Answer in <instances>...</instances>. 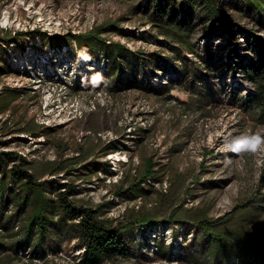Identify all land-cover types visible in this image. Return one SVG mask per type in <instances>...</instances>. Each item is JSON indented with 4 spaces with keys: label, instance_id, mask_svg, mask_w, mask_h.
Returning <instances> with one entry per match:
<instances>
[{
    "label": "rangeland",
    "instance_id": "obj_1",
    "mask_svg": "<svg viewBox=\"0 0 264 264\" xmlns=\"http://www.w3.org/2000/svg\"><path fill=\"white\" fill-rule=\"evenodd\" d=\"M158 2L166 12L193 13L188 36L160 32L149 20L146 0H0V36L31 30L67 36L112 22L108 41L152 55L144 63H126L135 79L125 70L119 80L106 81L109 69L101 62L90 65L89 73L85 67L72 73L67 47L56 56V61L63 58L61 66L50 63L48 47L33 50L30 39L22 52L17 44L3 47L0 64L5 62L9 72L0 74V92L15 90H9L13 95L0 111V151L25 156L47 195L58 198L56 183L60 189L71 187L68 197L100 217L149 214L165 220L193 208L206 211L222 229L264 233V205H255L264 204V149L240 155L221 151L229 133L264 136V121L244 105L252 86L239 67L241 58L252 56V43L244 30L235 33V48L226 33L205 38L211 24L207 10L230 16L262 39L264 27L243 0H204L208 8L200 0L190 7L184 0ZM81 71L87 73L81 75L84 81L71 87ZM168 84L169 91L162 90ZM146 157L157 162L161 180L142 183L134 197H117L113 184L122 177L131 181ZM134 226L136 249L103 264H205L196 250L186 255L180 234L174 239L168 227L141 233ZM189 231L195 233L194 227ZM49 240L41 255L28 248H0V264H81L73 235L57 228ZM160 240L162 250L154 245Z\"/></svg>",
    "mask_w": 264,
    "mask_h": 264
},
{
    "label": "trees",
    "instance_id": "obj_2",
    "mask_svg": "<svg viewBox=\"0 0 264 264\" xmlns=\"http://www.w3.org/2000/svg\"><path fill=\"white\" fill-rule=\"evenodd\" d=\"M184 1L190 7L198 0ZM200 1L202 6H205L204 0ZM243 4L246 10L257 14L255 21L260 27H264V0H243ZM146 6L151 10L149 20L160 32L169 31L188 36L192 31L194 16L189 9L180 14L166 12L158 0H146ZM205 7L208 8V5ZM207 12L211 24L206 25L205 38L226 33L228 42L233 44L234 48L236 45L233 40L238 31L244 30L250 38L252 49H248L253 52L252 56L241 58L239 62L244 77L252 86L246 93L244 105L252 108L254 116L264 121V39L255 32L241 29L233 18L220 11L208 8ZM203 18L200 13L198 21L201 22ZM113 26L112 22H106L84 32L68 31L67 36L36 30L14 31L12 35L0 36V61H4L3 47L9 46L10 43L17 44L21 48L19 52H22L25 49L23 43L30 39L33 50L42 52V49L48 47L60 51L62 47L68 46L75 60L79 59L87 65L101 62L109 69L106 81L119 80L125 70H129L130 77L135 79L133 66L126 63L132 60L144 63L152 55L130 50L117 41H108L106 35ZM190 50L194 51L192 48ZM6 72L9 70L4 62L0 64V74ZM77 75L71 83L73 88L83 81L80 75ZM162 86V90L169 91V84ZM9 90L15 89L7 88L0 92V111L13 95ZM237 98L241 97L237 95ZM156 167L157 162L152 157L144 158L141 164L136 166L131 181L126 182L122 177L113 184L116 187L115 195L121 198L134 197L142 190V183L160 181L162 176ZM56 170L57 168H53L50 174H54ZM40 176L36 175L34 167L22 154L14 150L0 151V248L14 252L28 248L41 255L50 241L51 231L61 228L76 238V243L81 249V264H103L108 260L125 259L136 249L133 241L136 225L141 233L157 227H168L174 239L180 234L183 240L180 245L182 251L191 255L196 250L195 253L205 260V264H264V233L256 234V229L251 232L236 227L222 229L217 223L208 220L206 211L193 208L183 209L178 215L171 213L165 220L151 218L149 214H133L125 220L104 218L100 217L95 209L75 204L67 195L71 187L60 189V184L56 183L58 198L47 195L45 183L39 179ZM128 191L131 194H128ZM255 195L247 200L251 202ZM178 224H183L185 228L180 231ZM191 227H194L195 233L189 231ZM154 245L158 250H162L164 242L160 240Z\"/></svg>",
    "mask_w": 264,
    "mask_h": 264
},
{
    "label": "clouds",
    "instance_id": "obj_3",
    "mask_svg": "<svg viewBox=\"0 0 264 264\" xmlns=\"http://www.w3.org/2000/svg\"><path fill=\"white\" fill-rule=\"evenodd\" d=\"M94 80L99 81L101 77L96 75ZM264 149V136L260 134L242 133L240 135H225L222 140L221 151L240 155L242 153H256Z\"/></svg>",
    "mask_w": 264,
    "mask_h": 264
},
{
    "label": "built area",
    "instance_id": "obj_4",
    "mask_svg": "<svg viewBox=\"0 0 264 264\" xmlns=\"http://www.w3.org/2000/svg\"><path fill=\"white\" fill-rule=\"evenodd\" d=\"M67 47V49H68V52H66V53H68V55H70V56H67V57H69L68 59H70V61L72 62V64L74 63V65H71L70 66V71L72 72V73H74V68H76L77 69V72H79L82 68H84L86 71H87V73H89V70H87L88 69V67L90 66V65H87V64H85L84 62H82L81 60H79V59H77V60H75L74 59V57L73 56H71V54H70V51H69V47L68 46H64V47H62V49H64V48H66ZM62 49L60 50V51H57V50H54V49H52V48H49V51H48V53H49V58H48V60H50V63L52 64V63H56L57 64V66H61V65H63L64 63V60H63V58L60 56V57H57V61H56V56L62 51ZM65 57V56H64ZM60 60V61H59ZM57 62H59V63H57ZM92 65H94V63L92 64ZM91 65V66H92ZM86 71H81L80 73H75L74 74V77H75V75L76 74H79L80 75V77H81V75L82 74H84L85 76H87V73H86ZM82 78V77H81ZM82 80L84 81V79L82 78Z\"/></svg>",
    "mask_w": 264,
    "mask_h": 264
}]
</instances>
